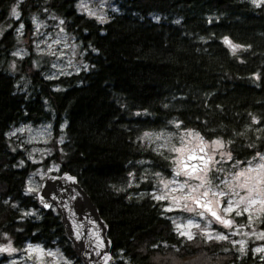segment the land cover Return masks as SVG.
Instances as JSON below:
<instances>
[{
    "label": "trees",
    "instance_id": "obj_1",
    "mask_svg": "<svg viewBox=\"0 0 264 264\" xmlns=\"http://www.w3.org/2000/svg\"><path fill=\"white\" fill-rule=\"evenodd\" d=\"M77 2L0 0V242L7 236L17 249H58L82 264L59 214L26 191L41 164L12 149L8 137L22 125L52 123L54 137L63 139L50 142L44 165L58 164V174L69 173L88 194L108 225L115 264H177L162 259L168 252L207 257L187 264H264L249 246L177 236L162 204L121 190L140 161L167 173V162L139 136L174 122L224 141L236 161L263 151L264 7L249 0H116L117 11L101 23L79 13ZM49 14L79 46L86 67L77 73L48 77L45 66L32 63L29 44L28 55L15 60L23 39L17 26L28 40L31 19Z\"/></svg>",
    "mask_w": 264,
    "mask_h": 264
},
{
    "label": "rangeland",
    "instance_id": "obj_2",
    "mask_svg": "<svg viewBox=\"0 0 264 264\" xmlns=\"http://www.w3.org/2000/svg\"><path fill=\"white\" fill-rule=\"evenodd\" d=\"M77 1L79 13L101 23L117 11L116 0ZM249 1L264 7V0ZM12 14L17 18L15 12ZM31 21L28 40L24 38L23 28H16L23 39L15 51V60L28 55L29 44L32 63L36 67L45 66L50 78L77 73L86 67L78 44L64 31L56 16H36ZM15 66L13 61V71ZM25 72L31 73V70L26 68ZM24 77L23 74L22 79ZM54 136L52 123L37 127L22 125L8 134L12 149H20L30 162L41 164L26 181L28 193L36 195L48 175L59 173L58 164L44 165L54 151L52 145L48 147L50 142L57 146L62 143V135ZM139 141L145 149L165 160L168 169L165 173L156 170L149 161L138 162L121 187L128 192L129 198L146 197L162 204L175 233L185 240L198 237L205 242L226 241L240 251L249 246L256 254L264 255V231L260 228L264 220V149L250 159L236 161L224 141H208L177 122L163 130L143 132ZM190 154L200 155L203 159L187 160ZM194 162L196 167L190 166ZM221 236L224 239H219ZM0 258H5L0 264H76L58 249L46 250L30 244L17 249L7 236L0 242ZM162 259L187 264L207 260V257L200 255L191 260L185 255L168 252Z\"/></svg>",
    "mask_w": 264,
    "mask_h": 264
},
{
    "label": "water",
    "instance_id": "obj_3",
    "mask_svg": "<svg viewBox=\"0 0 264 264\" xmlns=\"http://www.w3.org/2000/svg\"><path fill=\"white\" fill-rule=\"evenodd\" d=\"M196 159L202 157L187 156V160ZM36 197L43 208H54L59 214L65 235L82 264H115L108 225L75 177L66 172L48 175Z\"/></svg>",
    "mask_w": 264,
    "mask_h": 264
},
{
    "label": "flooded vegetation",
    "instance_id": "obj_4",
    "mask_svg": "<svg viewBox=\"0 0 264 264\" xmlns=\"http://www.w3.org/2000/svg\"><path fill=\"white\" fill-rule=\"evenodd\" d=\"M199 157H202V156H200V155H198ZM202 159H203V157H202ZM190 166H195L196 167V163L194 162V163H192V165L190 164ZM195 167H192V169L193 168H195ZM205 208L207 209H209V206L208 205H205ZM216 218H218L217 216H215Z\"/></svg>",
    "mask_w": 264,
    "mask_h": 264
},
{
    "label": "snow or ice",
    "instance_id": "obj_5",
    "mask_svg": "<svg viewBox=\"0 0 264 264\" xmlns=\"http://www.w3.org/2000/svg\"><path fill=\"white\" fill-rule=\"evenodd\" d=\"M226 43H230L229 41H225ZM213 215H215V213H213ZM225 223H228V222H225ZM189 238H191V237H189ZM219 239H224V237L223 236H221V237H219ZM258 251H259V249H258Z\"/></svg>",
    "mask_w": 264,
    "mask_h": 264
}]
</instances>
